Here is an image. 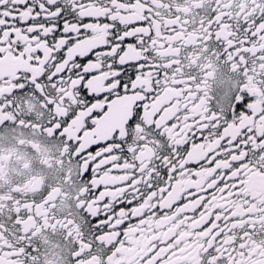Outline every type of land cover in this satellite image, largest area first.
Segmentation results:
<instances>
[{"label": "snow or ice", "instance_id": "snow-or-ice-1", "mask_svg": "<svg viewBox=\"0 0 264 264\" xmlns=\"http://www.w3.org/2000/svg\"><path fill=\"white\" fill-rule=\"evenodd\" d=\"M0 264H264V0H0Z\"/></svg>", "mask_w": 264, "mask_h": 264}]
</instances>
